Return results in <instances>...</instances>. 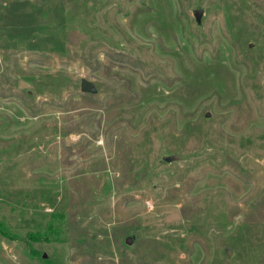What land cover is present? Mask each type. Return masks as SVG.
<instances>
[{"label": "rangeland", "instance_id": "rangeland-1", "mask_svg": "<svg viewBox=\"0 0 264 264\" xmlns=\"http://www.w3.org/2000/svg\"><path fill=\"white\" fill-rule=\"evenodd\" d=\"M0 264H264V0H0Z\"/></svg>", "mask_w": 264, "mask_h": 264}, {"label": "water", "instance_id": "water-1", "mask_svg": "<svg viewBox=\"0 0 264 264\" xmlns=\"http://www.w3.org/2000/svg\"><path fill=\"white\" fill-rule=\"evenodd\" d=\"M193 16H194L196 23L200 24L201 10H194ZM29 87H30V84L27 83L26 81H24V80H18L17 81V88L18 89H26ZM80 90L82 92H87V93H95L96 92V89H95V86L93 85V83H91L90 81H87L86 79H81ZM176 159H177V157H175V156H164V157H162V160L166 161V162H172V161H175ZM132 241H133V236L127 237L125 239V243L127 245H131ZM230 253H231V250L226 249V255L229 256Z\"/></svg>", "mask_w": 264, "mask_h": 264}]
</instances>
